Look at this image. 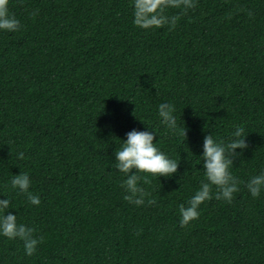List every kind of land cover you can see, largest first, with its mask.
I'll list each match as a JSON object with an SVG mask.
<instances>
[{
  "label": "trees",
  "instance_id": "16d2710c",
  "mask_svg": "<svg viewBox=\"0 0 264 264\" xmlns=\"http://www.w3.org/2000/svg\"><path fill=\"white\" fill-rule=\"evenodd\" d=\"M6 5L20 24L0 30V198L11 201L0 215L16 214L39 243L27 255L0 236V264H264V189L246 186L264 172V0ZM235 126L248 145L230 169L238 191L218 200L213 186L181 226L180 206L206 180L204 136L227 142ZM147 128L180 164L168 177L138 173L148 183L137 205L114 153ZM20 172L39 205L12 187Z\"/></svg>",
  "mask_w": 264,
  "mask_h": 264
},
{
  "label": "clouds",
  "instance_id": "9594fccd",
  "mask_svg": "<svg viewBox=\"0 0 264 264\" xmlns=\"http://www.w3.org/2000/svg\"><path fill=\"white\" fill-rule=\"evenodd\" d=\"M19 24L20 21L10 14L6 0H0V30L15 31ZM158 113L162 123L169 129L176 128V118L173 115L174 106L171 103L162 102L159 104ZM157 134L150 128L142 131L133 129L126 133L127 138L121 140L119 148L115 149V167L117 171L125 174L126 179L123 181V186L130 193L125 198H134L137 205L144 202L145 196L144 189L139 186L138 181L143 179L145 183H148L147 176L141 177L138 173L168 177L177 172L180 164L157 147L155 143ZM184 135H186V131ZM246 137L242 126H235V130L227 142L217 140L213 133L204 136L203 150L199 157L203 162L206 180L201 182L199 189L190 198L187 206H180L181 226L198 217L199 205L211 198L213 186L218 188L215 193L216 199L231 201L233 194L238 191V181L230 169L234 159L248 147ZM237 149H240L241 152H237ZM23 155L22 152L19 153V157L22 158ZM10 182L13 188L26 194L28 202L32 205L40 204L39 195L29 190L31 180L28 174L20 172V174L13 175ZM246 186L253 197L259 196L261 190L264 189V172L251 177ZM152 202L149 201V203ZM10 203L8 198H0V211L8 209ZM32 232V228L17 223L16 214L7 211L6 214L0 215V236L22 240L27 255H32L39 243Z\"/></svg>",
  "mask_w": 264,
  "mask_h": 264
}]
</instances>
